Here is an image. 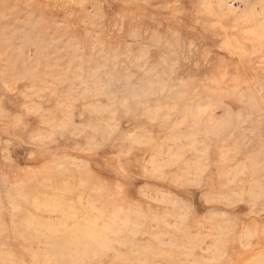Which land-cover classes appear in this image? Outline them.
<instances>
[{
    "label": "rangeland",
    "instance_id": "374dc122",
    "mask_svg": "<svg viewBox=\"0 0 264 264\" xmlns=\"http://www.w3.org/2000/svg\"><path fill=\"white\" fill-rule=\"evenodd\" d=\"M0 264H264V0H0Z\"/></svg>",
    "mask_w": 264,
    "mask_h": 264
},
{
    "label": "bare ground",
    "instance_id": "6f19581e",
    "mask_svg": "<svg viewBox=\"0 0 264 264\" xmlns=\"http://www.w3.org/2000/svg\"><path fill=\"white\" fill-rule=\"evenodd\" d=\"M31 236V235H30ZM28 243V242H27Z\"/></svg>",
    "mask_w": 264,
    "mask_h": 264
}]
</instances>
